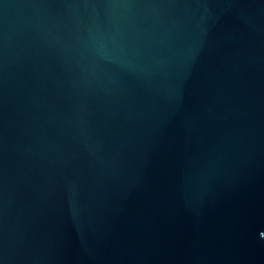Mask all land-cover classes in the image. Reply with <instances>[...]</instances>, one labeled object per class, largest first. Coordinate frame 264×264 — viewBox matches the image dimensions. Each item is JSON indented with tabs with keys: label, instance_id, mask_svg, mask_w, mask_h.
Returning <instances> with one entry per match:
<instances>
[{
	"label": "water",
	"instance_id": "1",
	"mask_svg": "<svg viewBox=\"0 0 264 264\" xmlns=\"http://www.w3.org/2000/svg\"><path fill=\"white\" fill-rule=\"evenodd\" d=\"M0 264H264V0H0Z\"/></svg>",
	"mask_w": 264,
	"mask_h": 264
}]
</instances>
